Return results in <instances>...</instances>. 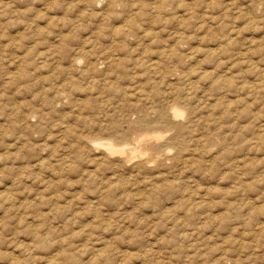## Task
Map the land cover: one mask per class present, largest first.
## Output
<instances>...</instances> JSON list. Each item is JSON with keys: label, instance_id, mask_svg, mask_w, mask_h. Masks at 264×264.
Wrapping results in <instances>:
<instances>
[{"label": "rangeland", "instance_id": "obj_1", "mask_svg": "<svg viewBox=\"0 0 264 264\" xmlns=\"http://www.w3.org/2000/svg\"><path fill=\"white\" fill-rule=\"evenodd\" d=\"M0 264H264V0H0Z\"/></svg>", "mask_w": 264, "mask_h": 264}, {"label": "bare ground", "instance_id": "obj_2", "mask_svg": "<svg viewBox=\"0 0 264 264\" xmlns=\"http://www.w3.org/2000/svg\"><path fill=\"white\" fill-rule=\"evenodd\" d=\"M198 102H199V101H198ZM197 104H198V103H197ZM198 106H199V105H198ZM198 106H197V107H198ZM177 107H178V106H177ZM177 107H175V108L172 107L173 110L170 111V112H171V115H172L173 117H177V116L180 117L181 115L183 116V110L181 111V109H183V108L179 109V108H177ZM194 107H195V105H194ZM194 107H193V109H194ZM189 108H190V106H189ZM191 109H192V108H191ZM188 110H189V109H188ZM192 111L195 113L196 110H195V111L192 110ZM192 111H191V112H192ZM223 111H224V113L227 112V111H225V110H223ZM167 112L169 113V111H167ZM193 112H192V113H193ZM188 113H190V112L188 111ZM165 115H166V114H165ZM168 115H170V114H168ZM171 115H170V116H171ZM188 115H189V114H188ZM193 115H194V114H193ZM166 116H167V115H166ZM182 116H181V117H182ZM190 116H191V115H190ZM163 117H164V115H163ZM183 117H184V116H183ZM192 117H193V116H192ZM181 119H182V118H181ZM188 119H189V118H188ZM170 120H172V118H171ZM170 120H169V121H170ZM189 120H190V119H189ZM197 120H198V119H197ZM184 121H185V119H184ZM193 121H194V120H193ZM190 122H191V121H190ZM146 123H147V122H146ZM173 123H174V122H172L171 124H173ZM177 123H178V122H177ZM183 123H184V122H183ZM183 123H182V124H183ZM136 124H138V123H136ZM169 124H170V123H169ZM182 124H181V127H184V125L182 126ZM138 125H139V124H138ZM141 125L143 126V124H141ZM158 125H160V124H158ZM176 125H177V124H176ZM188 125H189V124H188ZM179 126H180V125H179ZM189 126H190V125H189ZM174 127H175V124H174ZM176 127H177V126H176ZM179 128H180V127H179ZM181 129H182V128H181ZM181 129H180V132H181ZM184 130H185V128H184ZM155 137H156V138H159L158 135H155ZM178 137H179V134H178ZM156 138H155V139H156ZM140 139H142V138H140ZM171 139H172V138H171ZM173 139H174V138H173ZM105 140H106V139H105ZM138 140H139V139H138ZM138 140H137V141H138ZM95 141H96V140H95ZM88 142H89V139H88ZM140 142H141V141H140ZM140 142H139V143H140ZM145 143H146V142H145ZM90 144H91V142H90ZM140 144H141V143H140ZM98 145H100V146H101V145L106 146V148H107L111 153L119 152V150H117V149L112 145V143H110V142H108V143H98ZM152 145H153V143H152ZM92 146H93V145H92ZM94 146H95V145H94ZM94 146H93V147H94ZM100 146H99V147H100ZM90 147H91V146H90ZM99 147H95V148H99ZM122 147H123V146H122ZM103 148H104V147H103ZM89 149H90V148H89ZM190 149H191V148H190ZM192 149H194V148H192ZM196 149H197V148H196ZM96 150H98V149H96ZM103 150L105 151V149H103ZM167 150H168V149H167ZM170 150H171V149H170ZM92 151H93V150H92ZM104 151H103V152H104ZM129 151H130V150H129ZM190 151H191V150H190ZM192 151H193V150H192ZM132 153H133V152H132ZM193 153H195V152H193ZM106 155H107V154H106ZM108 155H109V154H108ZM111 156H112V154H111ZM108 158H109V157H108ZM121 159H123V158H121ZM129 161H130V160H129ZM142 163H143V162H142Z\"/></svg>", "mask_w": 264, "mask_h": 264}]
</instances>
